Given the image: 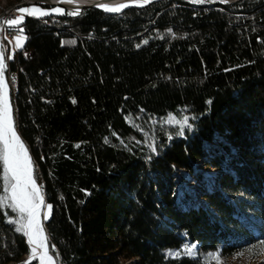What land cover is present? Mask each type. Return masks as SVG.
Instances as JSON below:
<instances>
[{
	"label": "trees",
	"instance_id": "16d2710c",
	"mask_svg": "<svg viewBox=\"0 0 264 264\" xmlns=\"http://www.w3.org/2000/svg\"><path fill=\"white\" fill-rule=\"evenodd\" d=\"M70 12L2 28L26 37L7 52L5 78L55 264H209L167 256L184 244L217 252L210 264L256 262L264 254V0ZM197 164L218 172L199 200L178 183ZM19 222L0 206V264H37L25 262Z\"/></svg>",
	"mask_w": 264,
	"mask_h": 264
},
{
	"label": "snow or ice",
	"instance_id": "6c2138e0",
	"mask_svg": "<svg viewBox=\"0 0 264 264\" xmlns=\"http://www.w3.org/2000/svg\"><path fill=\"white\" fill-rule=\"evenodd\" d=\"M138 2L140 6H143V4L149 3L150 0H138ZM195 2L204 3L205 0H195ZM128 6L127 4L101 5L106 12H119ZM18 11L38 18L51 15L52 12L64 14L60 8L43 11L35 6L20 8ZM68 14L77 15L79 13L70 12ZM23 19L24 17L20 16L18 19H7L4 23L8 26H17L22 23ZM16 31L22 33L23 29L17 27ZM25 39L26 37L23 35L15 36L16 47L22 48ZM6 67L4 53L0 50V170H2V177L0 178H2L5 193L4 196L0 197V206L7 204L12 211L19 214L20 222L16 230L27 237L28 244L31 247V258H39L40 264H53V257L48 252L47 237L40 222V210L44 205V201L33 178L31 157L15 129L8 84L5 80ZM51 207V205H47L48 213L45 214L44 219H47L50 215ZM261 246L264 247V242ZM248 251L251 253L254 250L248 249Z\"/></svg>",
	"mask_w": 264,
	"mask_h": 264
},
{
	"label": "rangeland",
	"instance_id": "374dc122",
	"mask_svg": "<svg viewBox=\"0 0 264 264\" xmlns=\"http://www.w3.org/2000/svg\"><path fill=\"white\" fill-rule=\"evenodd\" d=\"M7 1L8 0H0V16L2 15L1 19H0V21L2 22V25L0 24V42L3 43V45H4V49L0 48V50L3 51L5 59L7 57V52L9 53L8 57H12L13 54L16 51L20 50L21 48L16 47L15 36L11 37V35L9 34L10 32L6 33V34L2 33L3 25H7L6 23H4V21L7 19H13V18L18 19L20 16H23V17H25V16L32 17L33 16V15H29L28 13L19 12L18 9H20V8H32L33 6H35V7H39L43 11H46V9L42 8L43 6L30 3V2H32L31 0H20L21 1L20 3L25 2L28 4L24 5L22 7H19L17 9H13V7L15 5L12 7L11 6L9 7L7 5ZM37 1H39V0H37ZM193 1H195V0H193ZM236 1H238V0H205V2H208V3H219V4L234 3ZM20 3H18V4H20ZM55 8H59V7H51L48 11H51L52 9H55ZM130 8H136V7H130ZM140 8H142V7H140ZM60 9H62L64 12L63 8H60ZM95 9H98V8H95ZM98 10H100V9H98ZM100 11H102V10H100ZM102 12L106 13L105 11H102ZM52 14L53 15H60V14H57L55 12H52ZM107 14H109V13L107 12ZM12 32H14V31H12ZM17 35H23V34L18 32V33H16V36ZM24 42H25V40H24ZM1 43H0V46H1ZM5 80H6V78H5ZM6 82L8 84V90H9V94H10L11 90L13 91L12 84H9V82L7 80H6ZM194 168H195V172H196L195 174L196 175L189 174V173L185 172L184 174L186 175V179L185 180L178 179V183L186 191L192 193L195 200H199L198 194L200 192H202V190L205 188V186L208 183H210L216 175H218V172L214 169H211V168H204L202 165H199V164L195 165ZM195 176H197L198 180L195 178ZM202 181H203V183H202ZM43 213H44V211H43ZM47 213H48V210L46 211L45 214H47ZM45 214H44V216H45ZM49 217H50V215H48V218ZM42 218H43V215H42ZM42 225H43V222H42ZM26 242H28V241H26ZM166 254L170 258H178V257L200 258V260L202 262L209 263V264L220 262V258L218 257L217 252L201 253L197 249V244H190V245L184 244V245H181L179 248L167 250ZM36 261H37V264H40L39 260H36ZM123 264H135V262L134 261H128V262H124ZM251 264H264V254H262V256L256 260V262L251 263Z\"/></svg>",
	"mask_w": 264,
	"mask_h": 264
},
{
	"label": "bare ground",
	"instance_id": "6f19581e",
	"mask_svg": "<svg viewBox=\"0 0 264 264\" xmlns=\"http://www.w3.org/2000/svg\"><path fill=\"white\" fill-rule=\"evenodd\" d=\"M152 1H158V0H150V2H152ZM52 3H60V4L67 6L68 8H70V7L80 8V7H83L86 5H91V6L95 5L96 8H98L102 11H104V10L101 7V5H105V4L110 5V6H116L119 4H127V5H129L128 7H136V8L144 7V6L149 4V3H147V4H143V6H140V3L138 2V0H98V1H93V0H55V1H52ZM128 7H125L123 9H126ZM76 10H78V9H76ZM121 11H119V12H121ZM119 12H108V13H119ZM0 48H1V46H0ZM9 98H10V95H9ZM43 211H44V205L41 207V210H40V222H41V224H42ZM37 259L39 260V258H37ZM39 263H40V260H39Z\"/></svg>",
	"mask_w": 264,
	"mask_h": 264
},
{
	"label": "water",
	"instance_id": "95a60500",
	"mask_svg": "<svg viewBox=\"0 0 264 264\" xmlns=\"http://www.w3.org/2000/svg\"><path fill=\"white\" fill-rule=\"evenodd\" d=\"M32 2H30V3H33V4H36V5H41V6H46V7H59V8H63V9H65V10H68V11H71V12H80L81 10H83V9H85V8H96L95 7V5H93V6H91V5H86V6H83V7H80V8H77V7H70V8H68L67 6H65V5H63V4H60V3H52V1H55V0H39V1H37V0H31ZM93 1H98V0H93ZM153 2H155V1H152V2H150L149 4H151V3H153ZM28 3H25V2H23V3H20V4H17V5H15L14 7H13V9H17V8H19V7H22V6H24V5H27ZM128 8H130V7H128ZM76 9H78V10H76ZM127 9V8H126ZM123 10H125V9H123ZM122 10V11H123ZM2 16V15H1ZM1 16H0V19H1ZM38 186V185H37ZM39 187V186H38ZM43 197V196H42ZM43 201H44V197H43ZM46 235V234H45ZM25 242L27 241V238L25 237ZM26 245L28 246V248H29V251L31 252V248H30V246H29V244H28V242H26ZM30 260H32V258H31V256H29V257H27L26 258V260H25V262H29ZM35 260H38L37 258L35 259ZM53 264H55V261H54V259H53Z\"/></svg>",
	"mask_w": 264,
	"mask_h": 264
},
{
	"label": "built area",
	"instance_id": "2783aa9c",
	"mask_svg": "<svg viewBox=\"0 0 264 264\" xmlns=\"http://www.w3.org/2000/svg\"><path fill=\"white\" fill-rule=\"evenodd\" d=\"M9 34L11 35V37L16 36V32H10ZM13 89H14V87H13Z\"/></svg>",
	"mask_w": 264,
	"mask_h": 264
}]
</instances>
